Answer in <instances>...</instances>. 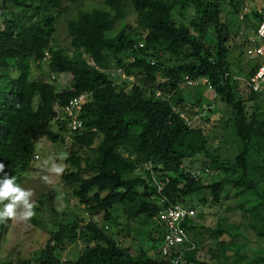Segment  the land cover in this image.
Instances as JSON below:
<instances>
[{"label": "trees", "instance_id": "1", "mask_svg": "<svg viewBox=\"0 0 264 264\" xmlns=\"http://www.w3.org/2000/svg\"><path fill=\"white\" fill-rule=\"evenodd\" d=\"M66 1L0 0V162L5 172L17 177L30 168L38 138L62 144V180L73 188L78 206L90 214L103 212L107 220L119 207L130 228L155 217L164 229L163 240L167 229L158 221L161 208L169 203L198 208L195 217L181 222L188 240L173 250L183 253L185 264H213L185 249L191 232L205 228L196 222L205 206L216 207L223 193L245 188L264 224L259 178L264 177V93L234 79L239 75L229 61L242 0H102L77 6L72 15ZM252 14L257 29L262 16L257 10ZM186 17L189 21H182ZM62 19L68 46L55 39ZM46 52L51 55L47 59ZM60 74L70 75L66 88L57 85ZM186 76L208 77L215 97L230 111L239 146L234 159L213 155L200 122L189 125L181 116L191 119L199 115L198 106L200 113L210 108L202 105V98L189 102L184 88L203 85H184ZM81 94L89 97L79 116L83 126L66 141L67 121L56 118L55 106ZM199 159L201 167L215 171L216 180L205 182L208 176L196 178L186 171V160ZM149 161L153 169L145 170L142 164ZM54 198L52 191L37 200L31 218L36 225L44 218L49 222L47 216L55 209L43 211L41 206H52ZM51 224L42 248L0 264H173L160 251L153 256L140 248L135 254L95 221L75 214ZM5 229V222L0 223V240ZM206 229L222 232L219 227ZM259 235L264 237V228ZM260 261L264 264V257L256 256L245 264Z\"/></svg>", "mask_w": 264, "mask_h": 264}, {"label": "rangeland", "instance_id": "2", "mask_svg": "<svg viewBox=\"0 0 264 264\" xmlns=\"http://www.w3.org/2000/svg\"><path fill=\"white\" fill-rule=\"evenodd\" d=\"M93 1L101 2L102 0H74V2L68 0L65 2L70 8L67 14L72 15L74 14L72 12L73 8L77 6L84 8ZM262 4L263 0H242L240 14L236 16L233 22L229 61L232 64L233 73L242 78H245L260 59L251 60L246 56L243 46L245 38L243 34L241 35V31H245L246 35L255 30L258 20L252 12ZM246 10H248L246 13L249 17L244 16V18H241ZM176 16H178V12ZM179 20H181V17ZM182 21H189V17L182 18ZM212 32L214 31L212 30ZM55 39L61 45L68 46L70 44V37L64 19L59 20L56 25ZM37 74L34 76L35 78L39 76ZM69 80V74H60L57 80L58 87L66 88L69 85ZM184 89L189 102H193L195 97L197 99L202 98V105L210 106L206 111L191 117L192 123L200 122L199 125L206 132L210 152L213 155H219L221 158L234 159L239 146L236 143L232 124L229 121L230 111L228 108L215 97L212 91L207 90L204 86L198 87L196 90L194 88ZM205 116L209 117L208 121L202 119ZM213 124L216 126H213ZM36 143L35 153L39 155V158H34L30 168L20 172L15 178L21 186L34 192L32 200L35 205H37V200L41 196L54 191L53 205L43 203L41 208L43 211H48L51 208L55 210L47 216L48 223L45 218L44 220L41 219V225H36L31 219L27 221L19 219L4 221L7 229L3 232V238L0 240V260H17L30 257L34 251L46 244L48 228L54 226L51 222L58 221L60 218L64 219L69 214H75V216L77 215L86 221H95L107 233L115 235L121 245L132 247L135 254L139 253L140 248H142L150 255H158L164 229L155 217L146 223L138 221L133 228H130L128 219L119 207L112 214L110 220L106 219L103 212L90 214L86 208L76 204V200L72 195L73 188L66 186L62 180L63 172L56 174L50 171L53 164L61 165L63 169L66 168L64 146L58 143L52 144L45 138H38ZM201 159L194 163L186 160L185 164L187 167H193L194 165L201 167L203 165ZM217 178L215 176L207 177L204 181L213 182ZM259 178L262 187H264V177L259 176ZM245 190V188L240 190L232 188L229 193L226 194L225 192L220 196L216 207H212V205L205 206L196 219V222L205 225V228L191 232L185 249L195 252V256L199 259L213 264H245L256 256L264 257V237L259 235V231L264 228V224L261 218L256 217L254 214L256 211L254 209L255 198L251 195V192L244 193ZM240 192H243V195L235 197ZM40 216L39 213L38 217ZM42 225H44L43 228H41ZM206 227L214 229L219 227L222 232L217 235L206 229ZM78 245L81 246L82 244ZM77 248L78 246L75 245L71 247L73 250ZM259 263L262 264V261Z\"/></svg>", "mask_w": 264, "mask_h": 264}, {"label": "built area", "instance_id": "3", "mask_svg": "<svg viewBox=\"0 0 264 264\" xmlns=\"http://www.w3.org/2000/svg\"><path fill=\"white\" fill-rule=\"evenodd\" d=\"M241 15L244 18L246 12ZM258 13L262 16L257 29L252 30L251 33L245 35V31H241V35L244 36L245 46H246V56L249 59H261L257 69L248 78H242L239 76H233L234 79H241L258 94L264 93V0L261 7L257 9ZM228 75V74H227ZM184 85L186 86H199L203 85L207 90L212 91L216 96L215 87L212 81L208 77L191 78L186 76ZM160 95V93H157ZM88 96L81 94L79 96L71 99L64 107L63 111L67 115L69 122V133L67 135V140L71 141L73 132L79 130L83 126V121L79 119L80 111L83 104L87 101ZM176 109L175 107L173 108ZM195 111L200 113V109L197 107ZM181 116L191 125V119L184 113ZM145 170H152V162L142 164ZM186 171H189L193 177L199 176H212L215 171L207 167H199L198 165L194 167H187ZM169 182V179H166ZM163 185H158V190L162 191ZM198 213V208H190L182 203H169L167 206L163 207L159 211L158 221L164 223L166 227V234L164 236L163 244L160 246L159 251L162 256L169 257L173 264H185L183 262V253H179L173 250V248L188 240V234L184 227L181 226V222L185 219H191Z\"/></svg>", "mask_w": 264, "mask_h": 264}, {"label": "clouds", "instance_id": "4", "mask_svg": "<svg viewBox=\"0 0 264 264\" xmlns=\"http://www.w3.org/2000/svg\"><path fill=\"white\" fill-rule=\"evenodd\" d=\"M50 56L51 55L49 52L45 53L46 59ZM64 106H59L57 104L55 106V110L58 113V116L56 117L57 119H65L67 121V134L65 140L68 141L67 135L69 133V119L62 110ZM75 132H73V134ZM34 158H39V155L35 153ZM5 167L6 165L3 162H0V173L3 174L2 178H0V205H3V207L0 208V222H4L8 219H19L24 221L30 220L32 217L35 216L36 205L35 202L32 200L34 192L31 189L24 188L23 186H21V184L17 182L14 176H11L8 172H5ZM63 170V166L57 164H53L52 168L50 169V171L56 174L62 173ZM45 179H47V177H45Z\"/></svg>", "mask_w": 264, "mask_h": 264}, {"label": "crops", "instance_id": "5", "mask_svg": "<svg viewBox=\"0 0 264 264\" xmlns=\"http://www.w3.org/2000/svg\"><path fill=\"white\" fill-rule=\"evenodd\" d=\"M261 6H262V5H260L259 7H261ZM259 7H258V8H259ZM247 12H248V11H247ZM246 14H247V13H246ZM258 59H259V58H258ZM122 246H123V245H122Z\"/></svg>", "mask_w": 264, "mask_h": 264}]
</instances>
